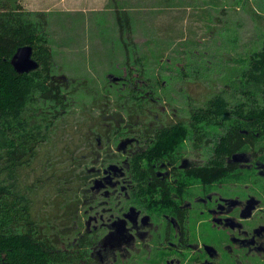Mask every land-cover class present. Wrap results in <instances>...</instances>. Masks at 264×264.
Wrapping results in <instances>:
<instances>
[{"label":"rangeland","instance_id":"1","mask_svg":"<svg viewBox=\"0 0 264 264\" xmlns=\"http://www.w3.org/2000/svg\"><path fill=\"white\" fill-rule=\"evenodd\" d=\"M18 6V0H0V9ZM91 10L44 13L51 75L70 80L62 90L67 105L61 112L50 103L38 104L41 128L46 126V115L52 124L35 155L17 170L21 188L41 183L32 194L36 215L49 221L53 231L62 229L51 207L56 196L61 199L56 189L62 174L79 172L80 161L75 165L70 155L80 157L89 147L94 149L99 128L109 129L100 126L109 123L99 121V115L126 120L129 115L120 127L111 123L109 133L101 132L103 143L112 151L124 139L126 124L145 117L144 109L160 115L159 107L165 106V118L173 109L186 116L219 93L232 105L246 102L236 92L240 73L250 54L260 49L264 35V0H106L102 10ZM136 79L144 82L147 102L153 99L156 106L145 107L140 96L136 99L123 88L124 81ZM222 122V126H207V142H211L207 154L234 124L229 118ZM91 158L87 168L92 167ZM53 174L61 177L53 178ZM73 236L68 232L61 239L71 241Z\"/></svg>","mask_w":264,"mask_h":264},{"label":"flooded vegetation","instance_id":"2","mask_svg":"<svg viewBox=\"0 0 264 264\" xmlns=\"http://www.w3.org/2000/svg\"><path fill=\"white\" fill-rule=\"evenodd\" d=\"M143 83L122 85L156 106ZM158 110L162 116L144 109L145 117L126 124L112 151L101 132L129 115H99L109 129L99 128L94 149L80 154V175L63 178L61 232L74 233L63 251L76 246L96 264H264V123L240 127L239 143L212 172L218 140L207 154V123L196 125V108L186 116L173 109L168 118L165 106Z\"/></svg>","mask_w":264,"mask_h":264},{"label":"trees","instance_id":"3","mask_svg":"<svg viewBox=\"0 0 264 264\" xmlns=\"http://www.w3.org/2000/svg\"><path fill=\"white\" fill-rule=\"evenodd\" d=\"M46 24L45 14L41 12L23 11L19 6L13 10L0 9V264H96L87 260L86 252L76 246L68 252L63 251V233L53 231L49 221H42L36 215L38 206L32 194L41 183L37 182L32 188H21L17 178V170L35 155L52 124V120L44 115L46 126L41 128L38 104L50 103L52 109L58 108L61 112L67 105L62 90L70 80L63 75H51V49L43 36ZM25 45L32 47V56L39 67L21 75L14 71L10 59L17 48ZM236 92L245 96L246 102L232 105L219 93L195 110L196 125L222 126L225 118L234 121L228 127L231 130L218 139L213 162L228 152L231 145L239 143L237 130L240 127L250 130L256 121L264 123V35L260 49L250 54L240 73ZM244 138L247 141V137ZM78 160L80 157L70 155L69 161L75 165ZM215 164L211 167L212 172L218 169ZM79 175V172L70 171L62 174L63 178ZM58 177L61 176L53 174V178ZM58 185L56 194L61 193L62 199L65 184L62 181ZM59 198L60 195L56 196L51 207L53 218L61 220L62 217L57 215V210H62Z\"/></svg>","mask_w":264,"mask_h":264},{"label":"crops","instance_id":"4","mask_svg":"<svg viewBox=\"0 0 264 264\" xmlns=\"http://www.w3.org/2000/svg\"><path fill=\"white\" fill-rule=\"evenodd\" d=\"M106 0H18L19 6L27 12L81 13L86 8L97 12L105 6Z\"/></svg>","mask_w":264,"mask_h":264},{"label":"water","instance_id":"5","mask_svg":"<svg viewBox=\"0 0 264 264\" xmlns=\"http://www.w3.org/2000/svg\"><path fill=\"white\" fill-rule=\"evenodd\" d=\"M33 50L29 45L17 48L10 59V64L17 74H28L37 70L38 62L32 56ZM126 143L123 142L122 145Z\"/></svg>","mask_w":264,"mask_h":264}]
</instances>
